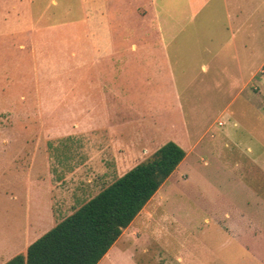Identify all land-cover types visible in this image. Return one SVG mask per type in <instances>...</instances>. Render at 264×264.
<instances>
[{"label": "rangeland", "instance_id": "obj_1", "mask_svg": "<svg viewBox=\"0 0 264 264\" xmlns=\"http://www.w3.org/2000/svg\"><path fill=\"white\" fill-rule=\"evenodd\" d=\"M110 2L0 0V264L166 141L97 264H264V0ZM29 161L54 212L22 237Z\"/></svg>", "mask_w": 264, "mask_h": 264}, {"label": "trees", "instance_id": "obj_2", "mask_svg": "<svg viewBox=\"0 0 264 264\" xmlns=\"http://www.w3.org/2000/svg\"><path fill=\"white\" fill-rule=\"evenodd\" d=\"M184 156L177 143L160 144L2 264H97Z\"/></svg>", "mask_w": 264, "mask_h": 264}, {"label": "crops", "instance_id": "obj_3", "mask_svg": "<svg viewBox=\"0 0 264 264\" xmlns=\"http://www.w3.org/2000/svg\"><path fill=\"white\" fill-rule=\"evenodd\" d=\"M118 0H115V2H117ZM152 2H154V1H152ZM152 2H151V4H152ZM101 3V4H100ZM105 3H107V4H109L108 6H109V8H108V11H110L111 10V7H113V4H111L112 2H110V0H95V5H97V6H103ZM115 4H117V3H115ZM153 5H155V3H153ZM157 9V10H156ZM156 9L154 10L153 9V12H155V11H159V8L158 7H156ZM154 17H155V19L157 18L156 17V15L154 14ZM160 23L162 24V22H161V20H160ZM159 25V24H158ZM161 26V30L160 29H157V32L159 33V36H160V32H162L163 31V29H165L164 27H163V25H160ZM182 118V117H181ZM181 120H183V119H181ZM184 122V124L185 125H187V121H183ZM110 128L109 129H107L108 130V132L110 133V134H112L113 135V130H115V124H113V122H110ZM109 125V124H108ZM101 126V125H100ZM186 129H187V132H188V127H186ZM186 133V132H185ZM122 134V133H121ZM121 136V135H120ZM3 140H4V138H1V142H2V144H3ZM197 142H194L192 145H191V148L190 149H192L193 148V146L196 144ZM99 154V153H98ZM98 154H96L95 156H97ZM186 154H187V152H185V156L183 157V159L179 162V164H181L182 162H183V160L185 159V157H186ZM179 164L177 165V166H179ZM26 166H27V168H26V174H25V177H26V179L24 180V181H18V184L17 185H19L20 183L22 184V186H23V188H24V201H23V204H24V220H23V223H22V237H25L31 230H33L35 227H36V224L37 223H41L42 221H45V220H48V219H50L51 218V216H52V213L54 212V209H53V207H52V204L50 203V202H48V201H46V199H38V198H36L35 197V190H34V186H33V184H34V180L33 181H31V179H30V174H31V166H30V161H29V163H27L26 164ZM176 166V167H177ZM96 168V167H95ZM28 177V178H27ZM87 181H89V180H87ZM20 182V183H19ZM20 184V185H21ZM75 185V187H76V189H72L70 192H69V195L68 196H70V194H74V190H78L77 189V185H78V181H76V182H71V180L69 181V183H68V186H74ZM64 187H65V185H63L62 187H61V190L59 191L60 192V195L61 196H64V195H67V191L64 189ZM72 187H69V189L70 188H72ZM33 190H34V192H33ZM33 192V196L32 195H30L31 193ZM145 206V205H144ZM144 206L141 208V210L143 211L144 210ZM140 210V211H141ZM139 211V212H140ZM136 217V216H135ZM134 217V218H135ZM134 218H133V220H134ZM132 220V221H133ZM132 221L125 227V228H123L122 229V231H121V234L119 235V237L115 240V242L121 237V236H123V234L125 233V232H127L128 230H129V226L131 225V223H132ZM114 242V243H115ZM113 243V244H114ZM112 244V245H113ZM111 245V246H112ZM111 246L109 247V249L111 248ZM108 249V250H109ZM107 250V251H108ZM106 251V252H107ZM99 262V261H98ZM97 262V263H98Z\"/></svg>", "mask_w": 264, "mask_h": 264}]
</instances>
